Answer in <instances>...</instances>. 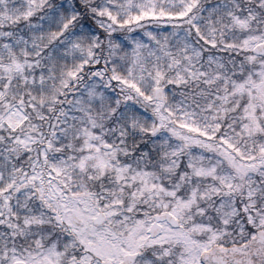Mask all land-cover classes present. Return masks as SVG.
<instances>
[{
    "label": "snow or ice",
    "instance_id": "snow-or-ice-1",
    "mask_svg": "<svg viewBox=\"0 0 264 264\" xmlns=\"http://www.w3.org/2000/svg\"><path fill=\"white\" fill-rule=\"evenodd\" d=\"M0 264H264V0H0Z\"/></svg>",
    "mask_w": 264,
    "mask_h": 264
}]
</instances>
